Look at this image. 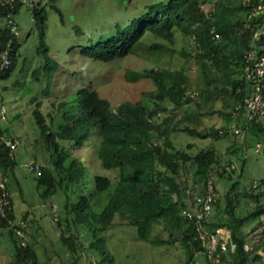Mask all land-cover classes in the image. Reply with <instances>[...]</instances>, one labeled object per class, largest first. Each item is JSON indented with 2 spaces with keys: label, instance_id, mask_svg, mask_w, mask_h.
I'll return each instance as SVG.
<instances>
[{
  "label": "trees",
  "instance_id": "16d2710c",
  "mask_svg": "<svg viewBox=\"0 0 264 264\" xmlns=\"http://www.w3.org/2000/svg\"><path fill=\"white\" fill-rule=\"evenodd\" d=\"M213 1L214 9L210 16L202 8L209 0H169L151 5L145 15L134 19L126 28L119 27L106 41L82 48L83 56L103 63L139 52L142 39L147 34L172 38L178 29L188 40L180 55L197 60L201 70L197 95L191 94L192 80L183 71L159 68L127 70L126 78L129 81L153 80L155 89L145 94V99L151 100L154 106L126 101L116 109L92 87L83 86L67 97L60 96L58 101L55 97H49L50 91L53 92L58 64L49 58V47L45 41V8L48 0H36L31 9L42 38L38 55L42 56L43 64L33 72L36 81L42 83L39 85L42 91L39 94L28 86L31 96L27 104L40 135L37 141L42 142L43 149L50 157V166L33 163L31 167L37 172L43 197L54 195L60 189L67 195L64 208L67 209L68 222L73 224L76 232L69 237L63 236L62 241L76 255L72 264L82 259L83 250L92 264H116L107 238L115 215L126 217L129 224L137 228L139 237L145 240H150L153 224L164 221L172 232L182 233V242L187 247L185 264H197V255L205 256L206 264H212L205 249L193 237L192 221L182 214L183 209L193 208L194 202L192 195H188L190 202L182 200L179 173L182 165L190 162L197 168L196 183H202L203 189L213 168L222 165L220 158L211 149L193 155L185 149L176 148L168 130L171 118L165 117L160 125L154 119L160 116L158 112L168 110L165 100L174 108L194 100L199 104L207 103L212 108L216 99L225 97L226 106L232 99L235 112V108L252 93L253 85L244 74V55L253 49L260 56L264 54V0ZM53 7L63 17L61 11ZM21 9L22 5H18L14 13ZM8 11L0 5V50L5 49L9 40L12 42L11 65L0 71V82L11 77L20 47L18 34H11L7 27ZM212 30L219 35L218 38H213ZM256 32H260L257 37ZM195 42L200 46L196 54L193 51ZM147 46L152 55L168 51L160 43ZM241 72L243 77L240 76ZM47 97L49 123L40 111L41 100ZM199 115V112H193L182 120ZM226 117L241 129L240 136L250 130L258 140L264 139V116L259 121H250L246 106L241 105L238 115L234 116L232 112L227 113ZM181 130L202 139L220 138V131L215 128L200 131L186 125ZM3 132L0 129V134ZM18 165L16 155L11 158L9 149L1 145L0 172L9 189L8 198L12 205L11 210H6V217L2 218L3 228L7 218L19 220L9 187V177L15 175ZM227 165L230 166V163ZM225 176L229 181L234 180L226 194L224 210L228 214V221L216 222L211 217L209 227L229 230L237 242V248L232 254L224 253L219 264H264V257L253 259L251 250L245 249L252 239L254 245L261 246L264 252V177L240 190V179H233L232 171L219 172L215 179ZM216 191L218 194L217 187ZM106 194H110V200L101 207ZM244 199L246 203L242 202ZM238 208L244 209L245 214L241 215ZM250 223H255V226L253 231L247 232L244 226ZM23 231L26 233L25 227ZM7 233L13 240L15 253L10 264H38L34 248L23 243L25 238L18 237L11 228ZM151 240L164 242L159 238Z\"/></svg>",
  "mask_w": 264,
  "mask_h": 264
},
{
  "label": "rangeland",
  "instance_id": "374dc122",
  "mask_svg": "<svg viewBox=\"0 0 264 264\" xmlns=\"http://www.w3.org/2000/svg\"><path fill=\"white\" fill-rule=\"evenodd\" d=\"M167 1L169 0H48L45 8V41L49 47V58L58 64L53 92L50 91L49 97H55L58 101L60 96L67 97L73 91L77 92L86 86L92 87L101 97L108 99L113 109L126 101L143 102L153 107L154 103L145 99V94L155 89L153 80L139 79L132 82L126 78L127 70L144 71L151 68L185 72L192 80L191 94L197 95L201 70L196 59L180 55L188 40L178 29L172 38L147 34L142 39L139 52L111 62L102 63L81 53L84 47L106 41L119 27L126 28L131 25L134 19L147 13L149 6ZM213 2L209 0L202 5L209 16L214 9ZM53 5L61 11L63 17ZM240 16L243 17L242 13ZM16 20L20 26V47L14 59L16 64L11 77L0 82V109L5 108L7 111L6 117L0 122V129H3V135L6 137H17L20 141L15 152L19 165L15 175L9 177L15 215L25 224L24 242L34 248L38 264H72L76 255L62 241L63 236L69 237L71 233L76 232L73 224L68 222L67 209L64 208L67 195L60 189L54 195L43 197V188L37 182V172L31 167L33 163L42 167L50 166L49 154L43 149L42 142L37 141L40 135L27 104L31 96L28 86L33 87L39 94L42 91L39 86L42 83L37 82L33 74L34 70L43 64L42 56L38 55L42 38L31 9L23 7L16 14ZM155 43L165 45L168 51L152 55L147 50V45ZM240 76L243 77L242 72ZM225 99L227 98L216 99L212 108L201 100L200 104L194 100L174 108L165 100L164 104L168 110L158 112L160 116L155 118L154 122L160 125L165 117L171 118L168 130L176 148L185 149L193 155L201 150L211 149L219 156L221 164L230 163L233 166V179H240L239 189L242 190L249 187L252 181L264 177V139L258 140L250 130L242 136L234 131L235 122H229L226 116L232 112L234 116L238 114L234 112L232 99H229L227 106ZM48 101V97L41 100L40 111L46 117L50 111ZM193 112H199L200 115L190 120H182L185 115ZM186 125L200 131L215 128L222 133L219 132L220 138L202 139L183 132L181 129ZM239 130L241 131L240 128ZM196 169L190 162L182 165L180 169L179 183L183 201L190 202L188 195L194 196L203 186L202 183H196ZM233 181H229L226 176L215 179L219 193L212 217L216 222L228 221V214L224 209L227 204L226 194ZM253 185H256V182H253ZM110 197V194L104 195L101 207L109 202ZM244 201L246 200L242 202ZM238 212L245 214L242 208H238ZM254 226L255 223L246 224L244 230L253 231ZM7 231L6 228L0 229V264H10L15 258L13 240ZM150 237L159 238L164 242L140 238L137 228L130 225L126 217L115 215L108 228L107 238L116 264L186 263L187 247L182 242V233L172 232L168 224L160 221L153 224ZM250 242L251 255L255 259L256 252L252 249L256 245L252 239ZM84 253L85 250L82 259L76 264H92ZM257 254L264 257L263 250L258 249ZM208 260L211 262L209 257ZM196 262L206 264L207 258L197 255Z\"/></svg>",
  "mask_w": 264,
  "mask_h": 264
},
{
  "label": "built area",
  "instance_id": "2783aa9c",
  "mask_svg": "<svg viewBox=\"0 0 264 264\" xmlns=\"http://www.w3.org/2000/svg\"><path fill=\"white\" fill-rule=\"evenodd\" d=\"M36 0H0V5L4 9L9 10L7 12L6 24L11 34H19L20 26L16 20V10L18 5H22L26 8H33ZM250 26V25H248ZM214 33V31L212 30ZM264 32V31H263ZM260 32H256L257 37ZM219 35L214 33L213 38H218ZM12 42L6 43L5 49L0 50V71H4L10 68L12 53ZM194 54L200 51L198 42L194 44ZM244 74L246 80L253 85V91L250 95L246 96L241 105L246 106L248 110V119L250 121H259L264 116V54L260 56L257 50L253 49L244 55ZM241 105L235 108L236 114L239 113ZM2 109V108H1ZM0 109V121L6 117V109ZM234 126V125H233ZM234 131L239 134L240 130L237 126H234ZM222 133V131H220ZM4 145L9 149V155L11 158L15 155V150L20 145L18 138L6 137L0 134V146ZM261 144H258L260 146ZM33 168V167H32ZM233 166L226 164L216 165L204 186L200 189V192L192 196L194 206L193 208H185L182 210V214L185 218L189 219L193 223L194 234L193 237L198 241L202 248L205 249V253L211 259L212 264H219L221 262V256L225 254H232L236 251L237 242L233 240L232 234L224 227L216 229H210L209 222L212 217L214 209V203L217 200V191L215 178L219 172L226 171L231 172ZM9 189L6 186L4 176L0 172V229L2 226V218L6 217V210H11V201L8 198ZM7 229H13L14 233L23 239L25 224L22 220L14 221L12 218H7V222L4 225ZM23 243H25L23 241ZM249 245L245 246L246 250H251ZM258 249L262 250L261 246L256 245L253 247V251L256 252V256H261L258 253Z\"/></svg>",
  "mask_w": 264,
  "mask_h": 264
},
{
  "label": "clouds",
  "instance_id": "9594fccd",
  "mask_svg": "<svg viewBox=\"0 0 264 264\" xmlns=\"http://www.w3.org/2000/svg\"><path fill=\"white\" fill-rule=\"evenodd\" d=\"M29 9V8H28ZM30 9H32V8H30ZM19 33H20V31H19Z\"/></svg>",
  "mask_w": 264,
  "mask_h": 264
}]
</instances>
